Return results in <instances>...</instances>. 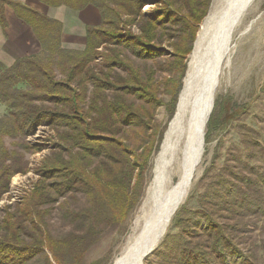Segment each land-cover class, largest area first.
I'll return each mask as SVG.
<instances>
[{
	"label": "trees",
	"instance_id": "trees-1",
	"mask_svg": "<svg viewBox=\"0 0 264 264\" xmlns=\"http://www.w3.org/2000/svg\"><path fill=\"white\" fill-rule=\"evenodd\" d=\"M43 1L73 11L94 6L100 22L86 25L82 46L65 44L60 20L0 0V26L8 27L9 6L41 46L10 65L0 61V203L15 175H37L17 200L0 206V264H87L105 230L126 223L140 200L164 135L158 109L176 111L212 0H150L149 11V0ZM214 117L210 126H217ZM40 127L50 133L30 141ZM44 150L32 168L28 155ZM261 152L259 166L249 162L256 160L252 153L227 163L199 208L175 213L176 230L156 250L159 264H260L264 147ZM79 196L82 206H64L71 228L53 233L54 207ZM253 231L258 238L244 252L240 244Z\"/></svg>",
	"mask_w": 264,
	"mask_h": 264
},
{
	"label": "rangeland",
	"instance_id": "rangeland-1",
	"mask_svg": "<svg viewBox=\"0 0 264 264\" xmlns=\"http://www.w3.org/2000/svg\"><path fill=\"white\" fill-rule=\"evenodd\" d=\"M216 1L212 0L209 12ZM151 6L153 5L149 0L144 11H149ZM242 17L225 52L223 68L216 80L217 91L214 96V109L210 104V118L215 112L214 123H217V126H210L209 121L206 122L207 119L205 120L202 132L203 152L201 160L197 164L196 173L190 182L186 196L177 205L163 236L156 245L157 247L155 246L153 252L146 256L144 264L160 263L156 250L162 249L160 244L164 236L168 232L176 230L171 222L175 213L181 207L191 210L199 208V204H201L199 202L201 201L200 196L204 194L208 185L218 179L219 173L227 163L234 166L240 160H249L247 157L249 153H252L256 159L254 161L249 160L251 164L259 166L261 163L259 160L262 153L261 147H264V0H255ZM165 46L169 51L171 50L168 45L165 44ZM191 54L189 55V61ZM227 62L228 64H226ZM3 111L4 107L0 106V112ZM173 114L170 115L164 106L158 109L157 118L161 122L164 135ZM48 133H50L48 128L40 127L35 135L29 137V140L41 142L42 137ZM159 149L153 154L150 170L145 179V188L128 220L119 227L105 230L100 241L87 253V264H114L128 241L139 232L143 223L141 219L143 215L142 207L153 180L155 158ZM48 151L44 150L28 155L32 168ZM233 170L236 171L237 168L235 167ZM36 179L37 175L32 170L27 174L15 175L12 179L11 190L1 201L0 206L17 200L23 194L24 189L30 188ZM178 181V177L175 176L165 191L166 198L169 201L173 199V192L178 185ZM65 200L62 199V203L54 207L48 218L50 228L55 234H63L71 228V224L64 218V208L80 207L85 202L82 196ZM246 236L247 241L240 244L244 252H247L246 245L252 244L254 246L255 243L253 242L258 238V231L248 233ZM225 264H230V260ZM260 264H264V258L262 257Z\"/></svg>",
	"mask_w": 264,
	"mask_h": 264
},
{
	"label": "bare ground",
	"instance_id": "bare-ground-1",
	"mask_svg": "<svg viewBox=\"0 0 264 264\" xmlns=\"http://www.w3.org/2000/svg\"><path fill=\"white\" fill-rule=\"evenodd\" d=\"M254 1L217 0L201 24L176 111L155 158L153 180L142 207L143 223L114 264H144L146 253L157 247L186 196L202 157L204 122L210 117L225 52L246 7ZM175 176L179 181L169 201L165 191Z\"/></svg>",
	"mask_w": 264,
	"mask_h": 264
},
{
	"label": "crops",
	"instance_id": "crops-1",
	"mask_svg": "<svg viewBox=\"0 0 264 264\" xmlns=\"http://www.w3.org/2000/svg\"><path fill=\"white\" fill-rule=\"evenodd\" d=\"M31 6L41 13L56 18L63 23L65 44L82 46L85 42L87 24H98L100 13L94 6L82 11H73L66 5L50 6L43 0H14ZM5 15L8 27L0 26V61L10 65L17 58L40 51L41 46L32 28L16 16L14 10L6 6Z\"/></svg>",
	"mask_w": 264,
	"mask_h": 264
},
{
	"label": "water",
	"instance_id": "water-1",
	"mask_svg": "<svg viewBox=\"0 0 264 264\" xmlns=\"http://www.w3.org/2000/svg\"><path fill=\"white\" fill-rule=\"evenodd\" d=\"M246 8H249V5H248ZM246 10H247V9H246ZM246 10H244V12H245ZM244 12H243V13H244ZM243 13H242V14H243ZM195 41H196V40H195ZM194 45H195V43H194ZM193 49H194V48H193ZM212 93H213V92H212ZM213 109H214V105H213ZM209 119H210V117H209ZM208 121H209V120H208ZM154 249H155V248L150 249L146 254L149 255L151 252H153Z\"/></svg>",
	"mask_w": 264,
	"mask_h": 264
}]
</instances>
